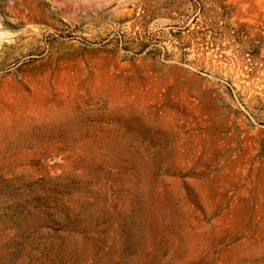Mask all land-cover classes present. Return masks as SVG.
<instances>
[{
  "label": "rangeland",
  "instance_id": "rangeland-1",
  "mask_svg": "<svg viewBox=\"0 0 264 264\" xmlns=\"http://www.w3.org/2000/svg\"><path fill=\"white\" fill-rule=\"evenodd\" d=\"M0 264H264V0H0Z\"/></svg>",
  "mask_w": 264,
  "mask_h": 264
}]
</instances>
